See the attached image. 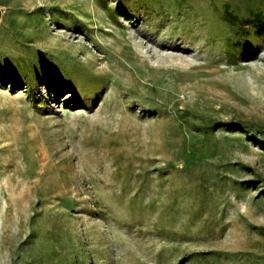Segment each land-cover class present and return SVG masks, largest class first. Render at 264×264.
<instances>
[{"label":"rangeland","instance_id":"1","mask_svg":"<svg viewBox=\"0 0 264 264\" xmlns=\"http://www.w3.org/2000/svg\"><path fill=\"white\" fill-rule=\"evenodd\" d=\"M0 264H264V0H0Z\"/></svg>","mask_w":264,"mask_h":264}]
</instances>
